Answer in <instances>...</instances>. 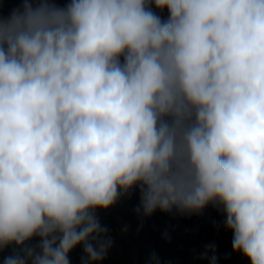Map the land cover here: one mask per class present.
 <instances>
[{
  "label": "clouds",
  "instance_id": "clouds-1",
  "mask_svg": "<svg viewBox=\"0 0 264 264\" xmlns=\"http://www.w3.org/2000/svg\"><path fill=\"white\" fill-rule=\"evenodd\" d=\"M134 192L142 217L217 208L233 252L264 264V0L0 13V264H70L78 246L101 264L99 212Z\"/></svg>",
  "mask_w": 264,
  "mask_h": 264
},
{
  "label": "trees",
  "instance_id": "trees-1",
  "mask_svg": "<svg viewBox=\"0 0 264 264\" xmlns=\"http://www.w3.org/2000/svg\"><path fill=\"white\" fill-rule=\"evenodd\" d=\"M22 0H0V13L7 15L15 7L21 5ZM61 5L65 0H57ZM166 10L160 13L164 16ZM139 203L138 193L130 197L121 198L114 207L116 215H112L109 222L104 224L108 227L113 239V246L101 264H129L132 251L137 253L138 264H150V256L154 252L159 264H209L208 259H201L203 252L194 257H188L184 251L196 244L193 235L182 233L179 224L174 220L171 213L157 210L150 217L138 216L135 209ZM118 217H121L128 228L127 238L119 235ZM217 229L224 239L232 240V234L223 226V216L218 217ZM217 264H224L232 254L222 246L215 247ZM82 248L78 246L69 255L70 264H81Z\"/></svg>",
  "mask_w": 264,
  "mask_h": 264
},
{
  "label": "built area",
  "instance_id": "built-area-1",
  "mask_svg": "<svg viewBox=\"0 0 264 264\" xmlns=\"http://www.w3.org/2000/svg\"><path fill=\"white\" fill-rule=\"evenodd\" d=\"M167 16V11H165L164 16L166 18ZM115 212L117 211V208H115L114 206L112 207ZM112 208L106 210V211H100L99 215L101 218V223L104 225L106 223L109 222L110 218L112 217L113 212H112ZM203 215V221L211 226L212 228L215 229L216 232V238L217 241L219 242L218 245L216 246H222L223 248H226L227 250H231V240H226L224 239L222 233L217 229V225H218V217L221 216L222 214L220 213V211L213 207V206H208L207 208H205L203 210V212H201ZM172 216L174 218V220L179 224L180 230L182 233H188V234H193V231L188 229L185 224L183 223V221L181 220L179 214H177L175 211H173ZM119 218V217H118ZM117 231L120 235V231L119 228H117ZM121 236V235H120ZM196 244H194L193 246L188 247L184 253L192 258L194 257L196 254L200 253V252H204L205 250V246L209 245V243L202 241V240H196ZM215 246V247H216ZM211 255V253H209V256ZM224 264H250V262L241 254L237 255V256H231L228 260L225 261Z\"/></svg>",
  "mask_w": 264,
  "mask_h": 264
},
{
  "label": "crops",
  "instance_id": "crops-1",
  "mask_svg": "<svg viewBox=\"0 0 264 264\" xmlns=\"http://www.w3.org/2000/svg\"><path fill=\"white\" fill-rule=\"evenodd\" d=\"M112 212L114 215H116L115 210L112 208ZM181 220L185 224V226L193 231V237L196 240H202L205 241L209 244H214L215 246L219 244L216 238V232L215 229L212 228L211 226L207 225L203 221V215L202 213L199 214H185V215H180ZM118 228L120 231V235L123 238H127L128 236V231L125 229H128L121 217L118 218ZM230 253L233 256L239 255L238 253H234L233 250H230ZM129 264H138L137 262V253L135 250L132 251L131 259Z\"/></svg>",
  "mask_w": 264,
  "mask_h": 264
}]
</instances>
